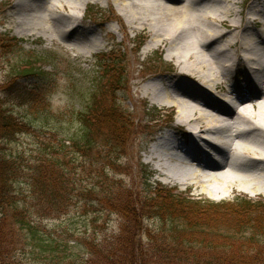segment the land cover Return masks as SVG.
Listing matches in <instances>:
<instances>
[{
	"label": "rangeland",
	"instance_id": "374dc122",
	"mask_svg": "<svg viewBox=\"0 0 264 264\" xmlns=\"http://www.w3.org/2000/svg\"><path fill=\"white\" fill-rule=\"evenodd\" d=\"M238 1L240 4L234 5V9L243 13V15L236 17L237 19H242L246 15V7L249 3H246V0ZM15 2V0H0V109L3 108L7 112L12 111L18 119H26L30 123L32 120L34 122L32 125L37 127L45 121L44 119L40 121L39 118L41 116L47 118L48 116L49 129L44 133L41 130L32 128L29 133L16 136V141L8 144L10 151L23 153L26 155V158L39 159L38 162H40L42 160V151H46L43 146H40L42 141L50 143L55 139L63 140V138H66V135L71 136L72 132L79 130L81 123L78 120L77 114L87 109L92 102L93 94L101 86H99V83L104 74V69L101 68L102 60L107 58L112 60L122 59L128 79L124 90L118 93L117 103L120 104L121 110L130 114L131 118L129 120L133 121L134 125L129 124L131 128L128 130V144L124 147V156L119 162L122 166H119L115 170L110 166L107 169L110 181L115 179L122 182L119 185H122L121 192L124 206H130L132 205L131 201L136 200L137 206L141 209V205L145 204L146 197H154V190L161 192L157 190H160L161 186L176 188V192L181 194L179 195L181 198L189 197L199 201L203 205H207L209 202H218L221 204L220 208L229 207L232 210L242 200L249 199L256 204L258 202L264 203V194L260 193L254 196L248 192L239 191L226 197H224V194H217L218 196L214 194V196L203 193L201 186L197 188L196 185H191L195 183V178L198 177L197 180H200L202 184L208 185L209 188L212 187L207 183L204 171L199 163L189 162L190 156H195L193 151L197 152L195 147L198 143L185 141V138L182 137L183 131L176 129L175 121L179 115L180 104H177L175 98L166 95L164 91V88L176 90V88L169 85L173 84V80L178 81L182 77L178 75L180 68L176 59L169 57L168 53L173 52L183 40L179 42L176 40L173 44L170 42H166L163 45H157V42L154 44V35L152 34L154 33L155 24L153 26L150 21L149 24H146L148 22L147 15L139 16L135 23L137 29L132 30L126 19L119 15L118 7L114 0H87L86 3L81 5L80 14L82 15L81 17L85 18H81L82 23L80 24L95 28L94 32L88 36L62 39L61 37L47 38L40 34L30 35L27 33V35H19V30L17 26L15 27V22L18 18V13L13 9ZM171 2H182V0H172ZM206 2L209 1H205L204 3ZM58 11L64 15L68 13L63 10ZM151 18L154 17L151 16ZM217 23H213V25L224 32L229 31L223 23L219 21ZM253 30L259 31L260 28L254 25ZM13 37L23 42L19 43L17 49L14 46H12L13 48L9 47L5 49L3 45L10 44V39ZM91 40L97 43L99 47H90ZM150 42L152 46L148 47L147 45ZM230 51L234 52L235 50L233 48ZM224 59H229V56L224 57ZM24 67L27 69L32 68L37 73L28 77L21 76L20 71ZM240 77L244 78V75ZM255 79H260V72L256 73L251 82L252 85L260 86L261 84L256 83ZM183 80L186 83L190 82V79L187 78ZM18 83H21V85L16 86ZM157 83L160 85L159 89L161 91L157 94V99H153L151 94L145 92V89L146 85ZM14 84L15 87L11 88ZM245 84L247 83L243 82V86ZM30 87L38 95L37 104L39 109L29 107V98L20 93L24 88L29 90ZM211 93L235 96V102L233 101L232 103L237 108V111L243 107V104L253 105L255 98L260 97L254 92L253 94L246 92L247 95L239 99L238 93L232 91L231 95H229L222 86L221 90L212 91ZM227 101L226 99L228 106L233 105L227 103ZM191 102L195 103V101ZM251 108L253 107L251 106ZM255 111L258 112V108ZM208 112L215 114V110L212 108ZM163 127H170L174 130L171 135L175 137L177 144V146L170 149L169 156L172 155L171 158L166 156L161 160L165 171L167 168H171V166H176L177 168L179 166L184 171L190 168V164L191 171L198 172L197 176H193L195 177L193 180L191 179L193 177H191L190 180L182 184L165 179L167 175L160 172L157 162L149 160L147 148L159 133V129ZM235 127L234 125V129L237 131L238 128ZM228 136L233 137L229 133H225L222 138L226 140L229 139L227 138ZM247 139L249 138L243 137L239 141L245 142ZM1 140L3 138H0V146ZM236 141L229 139L228 142L229 146L231 145V149L234 148L233 146H235ZM250 141L252 140L250 139ZM65 143L72 146L69 141ZM202 143L199 142V145ZM263 146L254 142L253 147L264 149ZM203 149L208 151L205 145ZM57 150L61 153L59 149ZM4 151L0 147V156ZM46 152L48 153V151ZM234 152L235 149L232 153ZM212 153L214 152L208 151V154L214 156ZM91 155L94 159L87 160L93 163L92 170L90 171L84 172L80 166V162L83 160L82 157L75 164L70 162V165H68V175L72 182L69 184V188H74L71 197L76 198L75 201L71 202V209L72 213L75 214V218L66 221L69 225L68 227L77 229V225L78 229L82 231L88 228L90 230L87 234L91 237L94 232L93 228L98 227L97 236L99 239L103 238L105 240L108 236H119L123 225L126 228L125 234L130 235L132 229L130 219H127L124 215L122 217L119 213L115 212L109 216L106 213L102 216L97 214L99 221L94 223L96 225H90L91 220L89 221V225H87L88 222L85 219L88 217L86 215L87 212L84 214L81 212L83 207L82 200H80L81 193L88 183L93 182V184H97L99 180L104 179L105 175L102 167L106 163L103 157L95 158V155H102L97 149L93 150ZM72 156L69 159H77L78 157L77 154ZM176 159H179V161H176ZM43 168L44 172H47L45 166ZM257 168V172L253 173L255 175L259 173L257 175H260V179H262L264 185L263 172H261L260 167ZM99 174L103 177L99 178ZM21 189L27 190L28 186L24 183ZM229 208L224 209L226 210L224 213L225 215H229L227 220L231 222L235 219V215ZM92 212L93 209H90L89 214H92ZM130 212L135 213L137 209L131 208ZM251 215V218L258 216L254 210ZM142 219L141 226L145 230L137 232L136 238L139 241L137 245H142V248H150L152 244L148 234L157 233L163 226L164 228H169L170 225L168 220H164L166 218L162 221V219L157 217L144 216ZM60 222L61 220L59 219H47L45 224L54 226ZM83 234L85 233L82 232L81 238ZM88 258H90L89 255Z\"/></svg>",
	"mask_w": 264,
	"mask_h": 264
},
{
	"label": "trees",
	"instance_id": "16d2710c",
	"mask_svg": "<svg viewBox=\"0 0 264 264\" xmlns=\"http://www.w3.org/2000/svg\"><path fill=\"white\" fill-rule=\"evenodd\" d=\"M10 42L3 47L17 49L21 41L12 38ZM26 67L20 71L21 76L37 73ZM101 68L104 74L99 90L93 94L87 109L77 114L81 127L63 140L42 141L40 146L48 153L42 151L40 162L10 151L8 144L32 128L46 133L48 116H41L40 121H45L37 127L32 125V120L30 123L18 119L12 111L0 109V138H3L0 147L5 150L0 156V264H264V204L261 202L256 204L247 199L233 210L226 207L234 212L235 219L231 222L224 213L226 208H220L219 203L203 205L164 191L146 197L141 209L136 200L124 206L122 185H119L122 182L110 181L107 168L115 170L122 166L119 162L128 144V130L134 125L129 120L130 114L117 103L118 93L124 90L128 78L122 59H104ZM14 87L15 84L11 86ZM20 93L29 98V107L39 109V98L31 87ZM95 149L102 154L95 158L106 160L102 167L105 176L97 184L88 183L82 190L81 212H87V225L91 220L93 226L99 221L97 214L119 213L130 219V235L125 234L123 225L119 236H108L105 240L97 236L98 227L93 228L92 237L87 234L88 228L82 231L77 225L78 230L68 227L66 221L75 218L71 202L76 199L71 197L74 188H69L72 182L68 165L82 157L83 171L92 170L93 163L87 160L94 159L91 152ZM75 154L77 159H69ZM24 183L27 190L21 189ZM131 208L137 212H130ZM253 210L258 214L256 218H251ZM144 216L162 221L166 218L170 225L148 234L150 248L154 250L137 245V232L144 229L141 226ZM47 219L61 222L50 226L45 224ZM82 232L85 234L81 238Z\"/></svg>",
	"mask_w": 264,
	"mask_h": 264
},
{
	"label": "bare ground",
	"instance_id": "6f19581e",
	"mask_svg": "<svg viewBox=\"0 0 264 264\" xmlns=\"http://www.w3.org/2000/svg\"><path fill=\"white\" fill-rule=\"evenodd\" d=\"M15 1L13 9L18 13L15 27L19 35L40 34L47 38L66 39L88 36L94 32L95 28L80 24L83 19L81 5L87 0ZM171 1L114 0L119 15L126 19L132 30L137 29V18L147 15L146 24L149 21L153 26L155 24L152 34L154 44H173L176 40H183L173 52L168 53L169 57L176 59L180 68L178 75L182 76V80L178 77V81L173 80V84L169 85L176 90L164 88V91L180 104L176 129L183 131L185 141L198 143L195 147L198 153L193 151L195 156H190L189 162L199 163L207 183L212 187L202 184L197 180L198 177H193L198 172L191 171L190 164V168L184 171L179 166H171L165 171L161 160L169 156L170 149L177 146L171 134L163 140L150 160H155L160 172L166 173L165 179L183 184L191 177L192 180L195 178V183L191 185L197 188L201 186L205 194H224V197L239 191L254 196L264 194L262 179L257 175L259 173H253L260 167L264 175V149L253 147L254 142L264 145V0L254 1L248 16L242 19L236 17L243 13L234 9V5L240 4L238 0ZM58 10L68 13L64 15ZM216 21L223 23L229 31L224 32L215 27L213 23L218 24ZM254 25L261 26L260 30H253ZM91 46L99 47L94 41L90 43ZM147 46L151 47L152 43ZM233 48L235 51L231 52ZM227 56L229 59H224ZM257 72H260V79L255 80L260 86L251 83ZM242 75L244 78L240 77ZM186 78L190 79L189 83L183 80ZM243 82L247 84L243 86ZM221 86L229 95L232 91L238 93L239 99L247 95L246 92H254L260 97L255 98L253 105L243 104L237 111L232 103L235 102V96L211 93L221 90ZM159 88L158 83L146 85L145 92L157 99L161 91ZM226 99L227 103L233 105L228 106ZM211 108L215 114L208 112ZM257 108L258 112L255 111ZM225 133L234 137L228 136L230 140H237L232 148L235 149L234 153L229 146V139L222 138ZM243 137L249 138L248 143L239 141ZM199 142L203 143L199 145ZM204 145L208 151L214 152V156L203 149Z\"/></svg>",
	"mask_w": 264,
	"mask_h": 264
}]
</instances>
